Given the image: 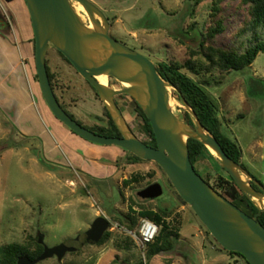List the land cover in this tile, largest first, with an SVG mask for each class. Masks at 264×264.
Returning a JSON list of instances; mask_svg holds the SVG:
<instances>
[{"label":"rangeland","instance_id":"374dc122","mask_svg":"<svg viewBox=\"0 0 264 264\" xmlns=\"http://www.w3.org/2000/svg\"><path fill=\"white\" fill-rule=\"evenodd\" d=\"M89 1L105 14L114 38L156 65L162 62L182 65L183 72L210 94L219 108L223 133L243 153V168L264 186V54L251 67L225 75L217 71L209 73L201 67L205 65L203 38L218 20L222 21L224 32L208 43L234 48L242 41L238 32L250 18L243 0ZM79 13L91 24L84 11ZM19 18V26L25 27ZM261 34L264 36V30ZM48 56L50 71L55 68L57 77L60 74L62 78L56 85V94L66 112L88 128L106 125L104 104L91 86L55 49ZM54 56L62 62L61 68L53 66ZM188 63L194 70L189 69ZM110 79L112 86L120 89V84ZM171 94L174 113L189 122V113L184 111L173 89ZM118 102L132 131L149 142L141 132L143 122L136 113L134 100L123 96ZM29 115L27 138L21 136V124L10 121L0 109L4 126L0 129V147L10 146L0 151V247L28 244L30 238L44 235L49 248L66 244L78 251L68 253L61 262L54 257L39 264H98L100 260L102 264L109 260L111 264H213L208 257H218L219 264H233L231 255L211 234L205 242V252L193 248L186 254L188 261L178 257L177 250L174 255L153 256L150 245L142 247L139 239L123 226L132 207L137 212L168 208L176 221L181 210L199 221L191 207L181 202L163 170L150 161L128 164L130 154L120 147L84 141L53 117L41 95L37 115L33 111ZM197 168L202 178L214 185L219 176L228 178L216 159L206 158L198 162ZM134 174L140 176V182L125 186L124 181ZM156 183L163 186V196L144 202L138 193ZM102 216L110 222L107 232L112 233L110 240L96 245L83 243L85 233ZM183 235H188V230ZM77 237L81 238L79 242L75 241ZM130 241L135 245L127 247ZM235 258L245 264L242 258Z\"/></svg>","mask_w":264,"mask_h":264},{"label":"water","instance_id":"95a60500","mask_svg":"<svg viewBox=\"0 0 264 264\" xmlns=\"http://www.w3.org/2000/svg\"><path fill=\"white\" fill-rule=\"evenodd\" d=\"M36 42V70L44 100L52 114L77 136L92 144L117 146L144 161L156 163L166 174L178 195L186 202L218 244L228 252L241 254L249 264H264V226L258 220L264 213V186L255 180L241 164L232 160L221 144L207 132L197 114L183 101L194 126L174 113L171 89L159 73L156 64L113 38L105 14L89 0H25ZM84 11L91 24L78 10ZM55 49L67 58L79 75L97 92L109 112L121 137L101 136L74 120L61 106L52 87L47 57ZM113 78L120 84H102L99 77ZM130 96L150 121L157 147L149 146L132 131L116 98ZM201 142L231 177L239 190L258 209L255 217L247 215L196 171L190 157L188 140ZM259 190H257L254 186ZM164 194L161 184L150 185L138 193L146 201ZM110 222L97 218L86 232V243L98 244L109 231ZM38 242L44 251L32 260L21 257L17 264H39L57 257L61 262L74 246L62 244L53 248L45 245V236Z\"/></svg>","mask_w":264,"mask_h":264},{"label":"trees","instance_id":"16d2710c","mask_svg":"<svg viewBox=\"0 0 264 264\" xmlns=\"http://www.w3.org/2000/svg\"><path fill=\"white\" fill-rule=\"evenodd\" d=\"M6 1L11 2L14 0ZM243 3L249 8L250 18L248 19L246 26L238 32L239 36L243 37L242 41L239 44L235 45L234 48H222L215 47L214 45L208 43L210 40L214 39L216 36L224 32L221 20H218L216 22V26L212 28V30L208 32L207 36L203 38L201 48L203 57L205 58V65H202L201 67L205 71L209 73L217 71L221 75L236 71H242L246 68L251 67L261 53L264 54V36L261 34V31L264 30V0H243ZM58 53L69 65L72 66V64L67 60V58H65L63 54H61L60 52ZM156 66L161 76L176 89V91H174V96L176 97V99L179 100L182 104L183 101L187 102L192 110L197 114L204 129L221 144L225 153L232 160H234L238 164H241L243 153L237 143H235L223 133L222 122L219 118V108L216 106L210 94L201 85L195 82L189 75L183 72L182 65L162 62L157 64ZM187 66L190 70H194L190 63H188ZM47 68L51 84L54 90H56V85L59 84V80H55V75L51 73L50 68L48 67V61ZM91 88L94 90L93 87ZM94 92L100 99L97 92L95 90ZM135 104L136 113L143 122L141 132L142 134L146 135L150 141L153 142L154 148H156L157 143L150 121L144 114L141 107L136 102ZM62 107L65 109L63 105ZM105 114L107 117L106 125H97L94 128H88L81 123L80 124L101 136L120 138L121 133L116 127L107 109H105ZM70 116L75 119L72 115ZM187 117L189 123L194 126L191 116L188 114ZM72 133L75 134L74 132ZM144 142L146 144H149L148 141ZM188 146L191 161L195 169L198 162L205 160L206 158L215 159L214 156H212L208 151V149L197 140L189 139ZM129 154V157L126 160L128 164L146 162L131 153ZM220 168L222 169L221 166ZM197 172L199 173V171ZM204 180L211 186H213V188H215V190H217L221 195L226 197L233 204L244 211L247 215L255 217L258 214L259 211L256 206L246 195H244L239 190V188L235 185L229 175L228 178L219 176L215 185L211 184L209 179ZM139 182L140 176L134 174L131 178L124 181V185L131 186L132 184ZM169 183L171 187L175 189L170 181ZM178 197L184 205L188 206V204L184 202L179 195ZM172 215L173 213L168 208H159L157 210L141 209L137 212L135 208L132 207L130 209V214L126 216L123 226L129 232H137L143 219H148L157 224L160 228L159 234L154 243L150 244V253L153 256H156L160 255L161 253L174 250L176 241L179 240V228L181 223L177 221L176 223L174 221H169ZM258 220L264 226V213L259 215ZM207 233L210 235L208 230ZM111 237L112 233L109 232V234H105L104 238L99 243H104V241L110 240ZM127 243L128 242H125V244ZM133 244L135 245V242L130 241L126 246L129 247ZM43 251L44 247L39 244L38 238H30L28 244L15 243L11 245H3L0 247V264H17L18 260L24 256H27L30 259L34 260L41 256ZM228 253L232 256L242 258L245 261V264H249L241 254L233 252Z\"/></svg>","mask_w":264,"mask_h":264},{"label":"crops","instance_id":"0c3cea01","mask_svg":"<svg viewBox=\"0 0 264 264\" xmlns=\"http://www.w3.org/2000/svg\"><path fill=\"white\" fill-rule=\"evenodd\" d=\"M18 16L25 27L21 28L19 26ZM54 57L56 60L53 62V66L61 68L62 62L57 60L58 57ZM50 62L52 66L51 59ZM57 71L59 70L57 69ZM51 72L55 75V80L62 81L60 74L57 77L55 68L51 69ZM40 95L49 109L44 100L37 75L36 42L27 4L25 0H14L11 2L0 0V109L10 121L13 120L21 124L20 132L23 137H29L27 130L29 128L28 121L30 120L27 118L30 116L29 112L31 111L37 115L38 106H40ZM50 113L52 112L50 111ZM53 117L58 121L54 115ZM3 127V123L0 121V129L3 130ZM9 148V145L0 147V151ZM20 148L18 147V150ZM79 152L83 154L81 149H79ZM92 160L96 161L95 158H92ZM182 210L184 211V208ZM177 213H179L178 220H182H177V222L181 223L179 240L176 241L174 250L161 253L160 255H174L177 250L179 252L178 257L188 261L186 254L193 251V248L200 253L205 252V242L209 240L210 236L204 230L200 221L194 219L191 214L181 212V210ZM169 221L175 222L176 217L174 219L171 217ZM187 230L188 235H183L184 231ZM130 233L134 234L136 232ZM213 249L216 250V247H213ZM230 257L233 264H241L235 258L236 256L231 255ZM208 258L213 264H219L218 257ZM102 261L100 260L98 264H102ZM111 263L109 260L106 264Z\"/></svg>","mask_w":264,"mask_h":264},{"label":"built area","instance_id":"2783aa9c","mask_svg":"<svg viewBox=\"0 0 264 264\" xmlns=\"http://www.w3.org/2000/svg\"><path fill=\"white\" fill-rule=\"evenodd\" d=\"M159 231L160 228L157 224L148 219H143L140 223L138 231L132 235L136 236L139 239L142 247H145L154 243L159 234Z\"/></svg>","mask_w":264,"mask_h":264},{"label":"flooded vegetation","instance_id":"af4514ba","mask_svg":"<svg viewBox=\"0 0 264 264\" xmlns=\"http://www.w3.org/2000/svg\"><path fill=\"white\" fill-rule=\"evenodd\" d=\"M110 26L112 27V25L110 24ZM110 34H111V28H110ZM112 36V35H111ZM113 37V36H112ZM114 38V37H113ZM116 39V38H115ZM119 41V40H118ZM122 43V42H121ZM124 44V43H123ZM47 61H48V57H47ZM52 73V72H51ZM77 74H79L78 72H77ZM111 81H114V79L113 78H111L110 79ZM85 82H87L86 80H85ZM88 83V82H87ZM89 84V83H88ZM90 85V84H89ZM91 86V85H90ZM53 87V86H52ZM92 87V86H91ZM54 89V88H53ZM54 92H55V94H56V90H54ZM124 96H127V95H124ZM56 97H57V99L59 100V103L61 104V106L63 105L62 103H61V101H60V99H59V97L57 96V94H56ZM120 97H123V96H119V97H117L116 98V103H117V105L119 106V108H120V110H121V112H122V114H123V116L125 117V114L123 113V111H122V109H121V107H120V104H119V102H118V98H120ZM64 106V105H63ZM105 107V106H104ZM106 109V108H105ZM66 111V110H65ZM70 115V114H69ZM125 119H126V121H127V123H128V125H129V122H128V120H127V118L125 117ZM75 120V119H74ZM79 123V122H78ZM149 146H152V147H154V145H153V142L152 141H149V144H148ZM196 171H198V168H197V166H196ZM204 179V178H203ZM254 186V185H253ZM257 190H259L256 186H254ZM81 240V238L80 237H77L76 239H75V241L76 242H79ZM83 243H85L86 244V233H85V241L83 242ZM68 246H70V245H68Z\"/></svg>","mask_w":264,"mask_h":264},{"label":"bare ground","instance_id":"6f19581e","mask_svg":"<svg viewBox=\"0 0 264 264\" xmlns=\"http://www.w3.org/2000/svg\"><path fill=\"white\" fill-rule=\"evenodd\" d=\"M79 11H81V8L78 9ZM84 17V16H83ZM102 84L104 85H107L108 84V78L106 76H102V77H99L98 79Z\"/></svg>","mask_w":264,"mask_h":264}]
</instances>
